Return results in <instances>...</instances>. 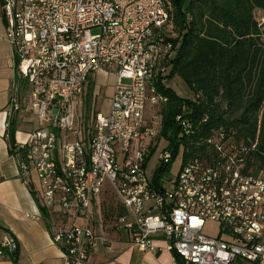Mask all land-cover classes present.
I'll return each mask as SVG.
<instances>
[{
	"label": "built area",
	"instance_id": "built-area-1",
	"mask_svg": "<svg viewBox=\"0 0 264 264\" xmlns=\"http://www.w3.org/2000/svg\"><path fill=\"white\" fill-rule=\"evenodd\" d=\"M170 3L0 0L15 57L7 111L20 109L26 83L31 107L44 123L16 141L19 168L25 176L35 174L38 186L32 192L38 202L71 219L55 224L53 234L68 264H86L97 243L91 205L105 183L125 208L120 225L141 250L155 249L153 237L162 234L172 264L264 261V174L246 169L247 148L233 127L218 125L194 139L209 114L177 115L180 134L189 139L179 171L163 174L160 188L146 176L144 165L159 129L145 125V110L167 101L156 84L165 85L175 54L164 31ZM99 70L114 74L112 95L108 111L95 115L85 144L77 137L76 108L88 77ZM171 155L167 147L158 162ZM208 224L215 226V236L205 231ZM4 249H17L13 236L0 239V254Z\"/></svg>",
	"mask_w": 264,
	"mask_h": 264
},
{
	"label": "trees",
	"instance_id": "trees-1",
	"mask_svg": "<svg viewBox=\"0 0 264 264\" xmlns=\"http://www.w3.org/2000/svg\"><path fill=\"white\" fill-rule=\"evenodd\" d=\"M259 11L264 14V0H171L170 19L164 31L175 54L167 76H180L195 98L184 99L170 87L157 83L158 92L167 101L148 104L144 117L145 125L158 128V136L169 140L171 159L177 145H189L175 117L191 114L192 119H197L209 114L208 122L194 139L206 137L218 125L233 127L247 148L246 169L264 174V18L262 22L257 18ZM151 109L156 110L157 126L147 114ZM9 143L15 147L13 130ZM153 153L151 148L146 162ZM171 159L159 161L155 167L152 181L158 188ZM39 206L43 216L52 221L47 208L40 202ZM118 207L121 217L126 211L122 204Z\"/></svg>",
	"mask_w": 264,
	"mask_h": 264
},
{
	"label": "crops",
	"instance_id": "crops-1",
	"mask_svg": "<svg viewBox=\"0 0 264 264\" xmlns=\"http://www.w3.org/2000/svg\"><path fill=\"white\" fill-rule=\"evenodd\" d=\"M15 77V57L0 9V239L9 235L17 241L15 251L4 249L0 254V264H68L62 249L53 240V234L55 224L69 223L71 219L51 212L52 221L43 216L39 202L32 192L38 186V180L34 173L27 176L21 173L19 161L22 154L15 147L11 148L9 143L12 130L16 143L41 126L32 124L24 128V123L29 120L27 114L36 112L31 107L29 86L26 83L21 92L20 109L8 113L10 89ZM81 99L76 108L79 119L82 118L79 113ZM97 113L101 111L96 110L91 118L94 119ZM92 134L93 128L90 131L85 126L80 129L77 137L88 144ZM161 141L162 137L159 136L151 141L154 152ZM107 189L111 187L105 183L101 192L92 200L91 225L98 240L90 250L86 264H172L173 254L165 248L166 242L162 234L153 237L155 249L141 250L132 243L130 232L120 225V218L125 217L126 212L118 217V210H114L111 218H105V211L101 208V196ZM115 198L116 204H121L117 196ZM74 222L81 224L82 220L76 218ZM262 242L264 243V229Z\"/></svg>",
	"mask_w": 264,
	"mask_h": 264
},
{
	"label": "rangeland",
	"instance_id": "rangeland-1",
	"mask_svg": "<svg viewBox=\"0 0 264 264\" xmlns=\"http://www.w3.org/2000/svg\"><path fill=\"white\" fill-rule=\"evenodd\" d=\"M257 18L260 22L263 21V12L259 11L256 13ZM114 83V74L108 72L106 70H99L88 77L87 81L84 84V93L81 99V105L79 108V113L82 118L79 119L81 122V128L87 126L90 131L93 128L94 119L91 118V114H95L96 110L101 111V113H106L109 107V101L112 95V85ZM164 84L170 87L179 97L184 99L193 100L195 98V93L191 89V87L178 75H171L164 77ZM54 114V112H53ZM149 117H153V125L157 126L158 120L155 118L156 110L151 109L147 112ZM28 121L24 123V128H28V126L34 124L35 126L44 125V123L38 118L37 113L27 114ZM74 138V135L70 136ZM169 146V140L165 137H162V141L149 158L145 173L149 180L152 181L155 167L158 163V159L160 154ZM183 152L184 148L182 144L177 145L176 152L174 153L173 158L170 161V165L168 170L164 172L165 176H170L176 174L183 162ZM121 160V154H119V161ZM116 195L114 191L111 189H107L103 192L101 198V208L105 211V218L112 217L111 212L117 210L118 204H116ZM205 231L215 236L217 231L214 225H206Z\"/></svg>",
	"mask_w": 264,
	"mask_h": 264
}]
</instances>
